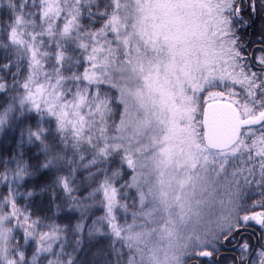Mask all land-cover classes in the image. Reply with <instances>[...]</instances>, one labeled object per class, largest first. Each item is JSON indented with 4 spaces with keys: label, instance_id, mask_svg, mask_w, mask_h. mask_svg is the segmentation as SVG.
Here are the masks:
<instances>
[{
    "label": "snow or ice",
    "instance_id": "obj_1",
    "mask_svg": "<svg viewBox=\"0 0 264 264\" xmlns=\"http://www.w3.org/2000/svg\"><path fill=\"white\" fill-rule=\"evenodd\" d=\"M0 264H264V0H0Z\"/></svg>",
    "mask_w": 264,
    "mask_h": 264
}]
</instances>
